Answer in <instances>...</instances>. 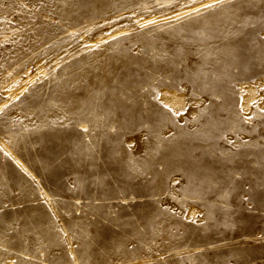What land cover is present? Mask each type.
<instances>
[{"label":"rangeland","instance_id":"obj_1","mask_svg":"<svg viewBox=\"0 0 264 264\" xmlns=\"http://www.w3.org/2000/svg\"><path fill=\"white\" fill-rule=\"evenodd\" d=\"M216 3L0 0V264H264V0Z\"/></svg>","mask_w":264,"mask_h":264},{"label":"bare ground","instance_id":"obj_2","mask_svg":"<svg viewBox=\"0 0 264 264\" xmlns=\"http://www.w3.org/2000/svg\"><path fill=\"white\" fill-rule=\"evenodd\" d=\"M163 99L167 104L173 106H181L184 104V98L182 96H178L177 93L165 92ZM254 99L255 93L253 91H250L249 95L245 99V105L250 104V102H252Z\"/></svg>","mask_w":264,"mask_h":264},{"label":"snow or ice","instance_id":"obj_3","mask_svg":"<svg viewBox=\"0 0 264 264\" xmlns=\"http://www.w3.org/2000/svg\"><path fill=\"white\" fill-rule=\"evenodd\" d=\"M223 3H224V0H217L216 4H209V5H206L205 7H207V8H215L218 5H222ZM165 107H167V105H165ZM85 131L87 132V129H85Z\"/></svg>","mask_w":264,"mask_h":264}]
</instances>
